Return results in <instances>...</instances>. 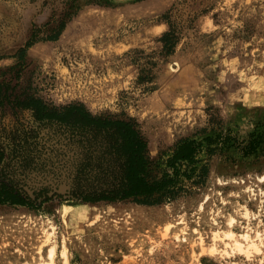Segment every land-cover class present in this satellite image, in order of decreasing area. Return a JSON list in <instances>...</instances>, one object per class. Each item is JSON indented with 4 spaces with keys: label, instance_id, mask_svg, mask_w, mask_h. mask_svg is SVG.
Instances as JSON below:
<instances>
[{
    "label": "rangeland",
    "instance_id": "rangeland-1",
    "mask_svg": "<svg viewBox=\"0 0 264 264\" xmlns=\"http://www.w3.org/2000/svg\"><path fill=\"white\" fill-rule=\"evenodd\" d=\"M102 1L111 5L82 4L55 40L34 42L20 58L32 30L44 34L63 2L0 0V81L18 83L14 94L29 93L48 104L82 102L93 114L133 119L152 158L207 125L211 114L238 125L244 135L264 113V0ZM170 26L177 40L167 53L158 38ZM63 129L37 121L30 108H0L6 155L24 145L35 160L34 169L16 178L32 197L40 188L51 197L34 210L0 205V264H38L52 242H45L50 223L56 226L55 264H66L59 253L63 244L68 264H264V180L258 178L264 155L212 157L208 190L201 186L168 206L92 222L64 219L62 202L84 201L67 190L66 170L81 144ZM206 194L204 210L184 217V240L175 236L179 228L164 229L175 211L192 210ZM246 225L252 236L259 232L256 253L225 251L220 239H212L213 228L239 233Z\"/></svg>",
    "mask_w": 264,
    "mask_h": 264
},
{
    "label": "trees",
    "instance_id": "trees-1",
    "mask_svg": "<svg viewBox=\"0 0 264 264\" xmlns=\"http://www.w3.org/2000/svg\"><path fill=\"white\" fill-rule=\"evenodd\" d=\"M62 2L59 14L46 24L48 28L44 34L32 30L30 38L20 49V58L34 42L55 40L82 4L111 5L102 0ZM176 40L171 26L158 38L167 53L172 52ZM15 78L18 79V74ZM17 85L0 81V108L6 104L12 108H30L37 121L44 124L56 122L68 129L70 136L81 144L74 150L73 166L66 170L67 190L80 201H131L158 205L192 194L203 186L210 160L216 155L225 159H235V154L241 159H257L264 155V113L257 114L252 127L244 135L239 133L238 125L232 126L219 115L211 114L207 125L192 135L179 138L152 158L148 142L133 119L93 114L82 102L60 106L48 104L29 93L14 94ZM32 142L36 143L35 140ZM18 146L8 156L0 146V205L37 209L51 197L45 188L34 190L32 197L20 184L22 179L16 178L34 169L35 162L30 150L24 145Z\"/></svg>",
    "mask_w": 264,
    "mask_h": 264
},
{
    "label": "bare ground",
    "instance_id": "bare-ground-1",
    "mask_svg": "<svg viewBox=\"0 0 264 264\" xmlns=\"http://www.w3.org/2000/svg\"><path fill=\"white\" fill-rule=\"evenodd\" d=\"M154 104H155V102H154ZM152 105H153V102H152ZM163 109H164V107L162 108V110ZM155 120H157V119H154V121ZM63 178H64V176H63ZM258 178L261 179V180H264V174L260 175ZM63 185H65V184H62V187H63ZM62 187H60V188L62 189ZM204 190H205V192H206V190H208V185H203L201 187V191H204ZM198 194H199V192H195L194 193V195H198ZM208 199H209V194H206L205 197L201 201H199L196 206L192 207V210L187 211V210L181 209L179 211H175V213H173L172 216H171L174 219L168 220L164 224V229L167 231V230H169L172 227L179 228L178 229L179 233H176L175 236L178 239H181V240L183 239L184 240L185 239V234H186V231H185V226L186 225H184V223H185L184 222L185 221L184 217L188 213H189L188 215H192V214H195L198 211L204 210L205 203L208 201ZM172 202L174 203V202H178V201H171V202L162 203V204L165 205V206H168L169 204L171 205ZM162 204H160V205L159 204L158 205H145V204H137V203L130 202V201L128 203H125L124 201H122V202H117V203H108L107 205H104L105 207H98V204L94 203V202H78V203L62 202L60 204L59 212H60V214L62 215V217L64 219L65 218H70V217H73V218L88 217V218H91V222H92V221L99 220V219H103L104 220V219H108V218H116L119 215H124V216L125 215H129V216L138 215L139 212L142 209L158 208ZM114 205H116V206H114ZM247 210L248 209L245 210V216L248 218L249 217V215H248L249 212ZM39 213L42 214L40 211H39ZM144 213H145V211H144ZM164 213H167V212L164 211ZM2 219H4V218L2 216H0V220H2ZM195 220H197V219H195ZM96 222H98V221H96ZM234 222H235V219L233 217L230 218L229 222H228L229 226H232ZM55 228H56V226L53 223L49 224V229L46 231V234H45V242L49 241V240H51L52 242H50L49 245L47 246L44 255H42V253H40V258L41 259L39 260L38 264H55V257H56V254H57L56 247H55L56 245H55L54 238H53V234L55 233ZM223 228H225V227H223ZM193 231L194 232H198V229H197L196 226L193 227ZM258 233L259 232H257V234L255 236H252L250 234L249 230H248V225H246L245 229H243L239 233L234 232L232 229H222V230L220 229L219 230V229H214L213 228L212 239H213V241H215L216 239H220L223 242L222 246L225 247V249H224L225 251L231 250V251L238 252V253H241V254H244V255L248 256L253 251L255 252V251H260L261 250V247H260V244H259L260 239H258L259 238V234ZM2 235H3V231L1 230L0 231V236H2ZM62 241L64 243V237L62 238ZM199 241L200 242L203 241V238L201 237V235L199 236ZM215 246L216 245H213L211 247V250H215L216 249ZM227 247H229L228 250H227ZM40 250H41V248H40ZM59 253H60V256L62 257L64 263L68 264V261H69V259H68V251H67L66 246H64V244H63V247H62L61 251H59ZM24 264H27V263H24Z\"/></svg>",
    "mask_w": 264,
    "mask_h": 264
}]
</instances>
